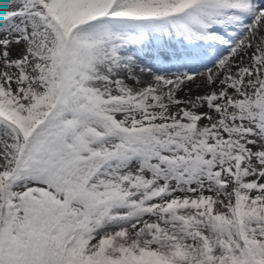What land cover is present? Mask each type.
<instances>
[{"label": "rangeland", "instance_id": "obj_1", "mask_svg": "<svg viewBox=\"0 0 264 264\" xmlns=\"http://www.w3.org/2000/svg\"><path fill=\"white\" fill-rule=\"evenodd\" d=\"M76 1L86 0L28 1L31 7L27 14L30 17L25 31L27 40L23 41L21 64L16 67L21 81L8 94L0 93V146L7 144L9 149L6 179L3 176L6 181L0 189V264H264V201L260 202L264 188L251 184L247 179L248 176L261 178L263 175L264 130H252L254 122L251 121L257 119L259 113L251 109L236 118L229 111L228 118L223 121L225 123L211 128L214 139L218 138L211 146L218 157L215 169L226 171L228 164L231 166L240 158V168L229 167L227 171L231 169L235 176L243 179H234L230 183L228 179L222 181L228 176L227 172L218 175L222 178H183L175 168L163 175L158 167H150L147 160L139 162L132 157L124 161L110 159L89 180L94 193L106 198L115 190L113 187L120 186L130 189V200L146 206L128 214L132 205L110 203L115 206L112 212L125 215L102 222L96 230L90 227L88 234L81 218L75 220L74 215L69 216L63 209L65 203L53 192L40 187L55 184L60 187L59 196L62 197L63 190L72 189L68 178L75 184L84 181L83 178L77 179L79 172H75L73 177L65 171L57 173V166L72 157L66 153H74L66 149L62 141L63 135L71 132L69 123L59 113L66 109L57 107L56 113L53 112L49 120L34 131L31 153L24 154L23 164L14 171L20 145L25 140L23 130L53 107L59 95L58 83L62 74L57 61L64 36L56 28V21L61 22L68 32L73 19L81 12V7L76 8ZM94 1L97 0H92V3ZM168 2V6L162 3L160 9L175 4L173 0ZM108 3L109 0H104V4ZM153 4L152 0H148L150 7ZM37 8L55 13L56 21L44 14L45 21L50 19L45 26L46 34H42L41 24L36 22L34 10ZM77 9L80 11L77 12ZM161 10L158 9V12L161 13ZM106 23L105 20L83 26L76 36L103 48V53L78 58L83 63L81 68L85 75L80 81L85 89L80 95L82 100L78 102L88 103L84 93L98 97L119 95L123 98L118 99L119 104L124 108L123 92L127 86L118 84L119 79L115 78L116 82L111 80L119 62L111 66L112 58L106 55L104 45L110 47L115 35ZM53 32L56 37H52ZM74 53L73 50L69 56L72 62L69 68L76 64ZM69 72L68 80L73 77V71ZM259 104L264 109V99ZM114 117L121 119L123 125L132 127L138 124L131 118L130 110L116 111ZM94 140L84 149L83 156L92 150H109L116 138L107 134ZM154 160L156 158L150 159ZM139 168L142 169L136 174ZM134 177L137 180L133 185L131 180ZM160 187L162 190L156 191ZM227 192L232 193L230 205L221 207L216 204V197L230 194ZM72 195L77 197L74 204L78 210L80 206L86 213H99L101 205L97 198L90 197L86 192L80 196L77 193ZM168 203L178 206L161 211L160 208L169 206ZM93 205L95 209L90 211L89 206ZM107 211L105 208L102 214ZM81 217L90 221L82 213ZM210 217L214 218V224H211Z\"/></svg>", "mask_w": 264, "mask_h": 264}, {"label": "bare ground", "instance_id": "obj_2", "mask_svg": "<svg viewBox=\"0 0 264 264\" xmlns=\"http://www.w3.org/2000/svg\"><path fill=\"white\" fill-rule=\"evenodd\" d=\"M181 1L185 4L190 3V0ZM259 24L244 39L236 53L197 76L178 78L167 75L165 78H160L135 69L140 76L134 81L125 76L127 71L123 67L117 68L115 75H121L117 83L126 85L125 93L140 101L139 108L133 112V119L141 122L183 119L198 128L209 127L219 122L226 110L233 108L237 102L256 91L264 82V16ZM202 33L191 36L183 43H191L198 36H202ZM23 41V38L11 39L6 46L4 42L0 45V52L4 47L10 51L7 65L1 67L4 57L0 60V93L8 94L9 90L17 87L21 81L15 67L20 62ZM167 52L166 56L174 54L182 56L172 49ZM232 63H234L233 67L230 68ZM262 142L261 140L260 143ZM7 148V144L0 146V189L9 161ZM250 178L251 176L247 177ZM227 193L230 194L218 195L215 203L221 207H228L232 193ZM263 201L264 196L261 197L260 202Z\"/></svg>", "mask_w": 264, "mask_h": 264}, {"label": "trees", "instance_id": "obj_3", "mask_svg": "<svg viewBox=\"0 0 264 264\" xmlns=\"http://www.w3.org/2000/svg\"><path fill=\"white\" fill-rule=\"evenodd\" d=\"M74 222H76V221H74Z\"/></svg>", "mask_w": 264, "mask_h": 264}]
</instances>
